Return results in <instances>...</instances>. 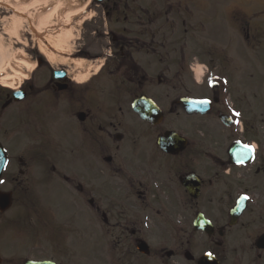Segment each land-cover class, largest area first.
<instances>
[{"label": "flooded vegetation", "instance_id": "flooded-vegetation-1", "mask_svg": "<svg viewBox=\"0 0 264 264\" xmlns=\"http://www.w3.org/2000/svg\"><path fill=\"white\" fill-rule=\"evenodd\" d=\"M171 7L93 0L69 62L0 78V264H264L262 103L195 81Z\"/></svg>", "mask_w": 264, "mask_h": 264}, {"label": "rangeland", "instance_id": "rangeland-1", "mask_svg": "<svg viewBox=\"0 0 264 264\" xmlns=\"http://www.w3.org/2000/svg\"><path fill=\"white\" fill-rule=\"evenodd\" d=\"M42 1L39 0V2ZM46 1V7L38 10L37 13H48L54 8L56 14L50 19L44 31L39 33V39L25 19L6 6L0 5V78L3 79L2 83L12 84V79L8 76L24 68L17 66L21 59L28 64H34L33 53H39L51 67H62L69 62L66 60L71 58L69 54L82 44V28L94 20L92 13L88 15L84 13V9L92 0ZM65 1H70L68 7L64 6ZM11 2L25 5L30 0H11ZM168 2L172 4L168 14L169 25H172L169 33L170 50L171 45L179 48L184 44V51L192 56L190 67L193 68L195 77H197L198 68L205 71L203 68L205 67L209 70L207 63L215 67L213 76L220 78L219 82L222 83L228 74L232 75L233 79L237 78L235 82L241 84L240 78L243 73V83L247 86L249 100L253 99L254 104H257L260 99L263 111L264 0H168ZM179 4L185 5L188 9L177 11L176 5ZM63 16H69L68 23L58 22ZM231 16L234 26L230 24ZM63 31L67 34L62 35ZM45 35H58L59 44L64 51H55L47 47L43 41ZM228 39L234 43H231V47L237 50L236 53L232 52V49L229 52L228 44H226ZM241 41L247 42L245 50L241 47ZM40 42L45 45L49 56L42 53L39 47ZM24 69L26 73L21 75L19 80L29 75L31 71L28 68ZM251 112H254L253 108Z\"/></svg>", "mask_w": 264, "mask_h": 264}, {"label": "bare ground", "instance_id": "bare-ground-1", "mask_svg": "<svg viewBox=\"0 0 264 264\" xmlns=\"http://www.w3.org/2000/svg\"><path fill=\"white\" fill-rule=\"evenodd\" d=\"M69 3L70 1H65L64 6L68 7ZM0 5L6 6L7 8L13 10L20 17L25 19L29 23L32 32L35 34V36L38 39H39V33L44 31L46 25L50 23V19H52L56 14V10H54V8H52L48 13H44V14L37 13L38 10L44 9V7H46L47 5L46 0H43L42 2H39V0H30V2L25 5L14 4L11 2V0H0ZM31 8L33 10H31ZM34 11L36 13H34ZM69 20H70L69 16H63L62 18L59 19L58 22L62 24H66L69 22ZM61 34L66 35L67 33L63 31ZM58 38H59L58 35L57 36L45 35L43 37V41L45 42V45L47 47H50L55 51L58 50L64 51V49L59 44ZM39 45L42 53L45 56H49L48 50L45 48V45H43L41 42L39 43ZM17 66H23L24 68H28L30 70L34 68V64H28V62H26L23 59H21L18 62ZM199 73H200V69L198 68L196 74L199 76Z\"/></svg>", "mask_w": 264, "mask_h": 264}, {"label": "water", "instance_id": "water-1", "mask_svg": "<svg viewBox=\"0 0 264 264\" xmlns=\"http://www.w3.org/2000/svg\"><path fill=\"white\" fill-rule=\"evenodd\" d=\"M190 105H195L196 103L194 102H189ZM165 147H169L168 145H165ZM7 196L5 195H0V210L6 208L8 206L7 204ZM7 204V205H5ZM241 211V209H237V212L235 211L236 214H239V212ZM234 213V214H235ZM205 224L201 225V228H204ZM205 230V229H204ZM199 264H210L209 260H207L206 258H202V260H200Z\"/></svg>", "mask_w": 264, "mask_h": 264}, {"label": "snow or ice", "instance_id": "snow-or-ice-1", "mask_svg": "<svg viewBox=\"0 0 264 264\" xmlns=\"http://www.w3.org/2000/svg\"><path fill=\"white\" fill-rule=\"evenodd\" d=\"M0 183H3V181H0Z\"/></svg>", "mask_w": 264, "mask_h": 264}]
</instances>
